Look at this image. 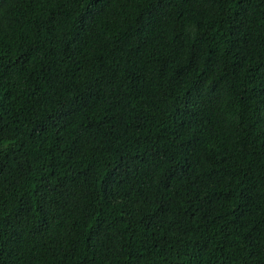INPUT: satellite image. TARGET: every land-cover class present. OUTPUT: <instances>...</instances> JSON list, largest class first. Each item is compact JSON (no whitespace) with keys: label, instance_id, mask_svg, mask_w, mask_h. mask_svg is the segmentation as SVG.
<instances>
[{"label":"trees","instance_id":"1","mask_svg":"<svg viewBox=\"0 0 264 264\" xmlns=\"http://www.w3.org/2000/svg\"><path fill=\"white\" fill-rule=\"evenodd\" d=\"M0 264H264V0H0Z\"/></svg>","mask_w":264,"mask_h":264}]
</instances>
